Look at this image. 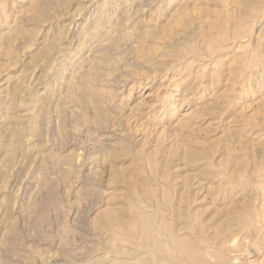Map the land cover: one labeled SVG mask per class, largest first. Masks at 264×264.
I'll list each match as a JSON object with an SVG mask.
<instances>
[{
    "label": "rangeland",
    "instance_id": "rangeland-1",
    "mask_svg": "<svg viewBox=\"0 0 264 264\" xmlns=\"http://www.w3.org/2000/svg\"><path fill=\"white\" fill-rule=\"evenodd\" d=\"M262 11L0 0V264H155L137 210L188 264H264Z\"/></svg>",
    "mask_w": 264,
    "mask_h": 264
},
{
    "label": "bare ground",
    "instance_id": "bare-ground-1",
    "mask_svg": "<svg viewBox=\"0 0 264 264\" xmlns=\"http://www.w3.org/2000/svg\"><path fill=\"white\" fill-rule=\"evenodd\" d=\"M263 7V6H262ZM263 14H249L247 16H245L246 18L251 17L254 18L255 21H259L260 19H262L264 17V11H262ZM246 18L244 19V21L246 20ZM192 23V22H191ZM243 23V20H242ZM251 23V22H250ZM186 24V23H185ZM187 25H189V23H187ZM186 25V27H187ZM238 25V24H237ZM250 25V24H249ZM264 25V24H263ZM190 26V25H189ZM188 26V27H189ZM192 26V25H191ZM185 27V26H184ZM188 27L185 28L188 30ZM238 27V26H237ZM236 27V28H237ZM239 28V27H238ZM246 28V27H245ZM250 30V29H249ZM185 31V30H184ZM183 31V32H184ZM187 32V31H186ZM189 32V31H188ZM191 33V32H190ZM242 33V32H241ZM186 34V33H185ZM185 34H182L183 36H185ZM188 35V34H187ZM257 35V34H255ZM239 36V35H238ZM189 39V36H186ZM237 37V36H236ZM234 37V39H239ZM262 37H263V33L260 31L259 34L252 40L254 46L257 48H259V46H261V44H263L262 42ZM179 39V38H177ZM181 40V39H179ZM173 41V39H172ZM178 41V40H177ZM182 41V40H181ZM250 41V40H249ZM179 42V41H178ZM183 42L185 43L186 40ZM250 44V43H249ZM179 45V44H178ZM251 45V44H250ZM257 48V49H258ZM262 51V50H261ZM260 49L258 52H261ZM264 51V50H263ZM257 52V51H256ZM197 53V52H196ZM252 53V52H251ZM262 54H264L263 52H261ZM255 54V53H254ZM259 56V54H258ZM257 58V57H256ZM259 58V57H258ZM247 60V59H246ZM253 63V62H252ZM252 71H254L255 74H257L260 78H263L262 76L264 75V55L263 57H260V59H256V61H254V63L252 64ZM248 71H250L248 69ZM251 72V71H250ZM249 72V74H250ZM252 73V72H251ZM248 75V73H247ZM252 75V74H251ZM253 77V76H252ZM256 77V76H255ZM259 79V78H258ZM261 81V80H259ZM262 82V81H261ZM259 85V84H258ZM184 198V197H183ZM263 199V198H262ZM263 204V203H262ZM255 207V206H254ZM262 208V207H261ZM253 209V208H252ZM249 210V209H248ZM261 210V209H260ZM256 211V210H255ZM157 210L151 214L148 212H146L145 210H143V212L140 210H137L135 212L137 218L139 220H141V225L136 226L137 224H133L132 228H134V230H138L140 237L142 239V245L144 247H146V249L148 248V251L152 253L153 255V260L156 262L155 264H188L191 263L189 262V253H190V248H189V241H187L186 238H178V233L177 230H175V226L173 227L171 224L169 223H164V224H156V223H152V220L154 218H156L157 216H159V212H157ZM250 212V211H249ZM258 212V211H257ZM251 214V213H250ZM253 214V213H252ZM257 214H255L256 216ZM259 213H258V217H259ZM261 217V216H260ZM161 215H160V219H161ZM164 218V217H163ZM252 218V217H250ZM257 218V217H256ZM259 219V218H258ZM261 220V219H259ZM246 221V220H245ZM143 222V223H142ZM188 222V221H187ZM248 222V221H247ZM133 223V222H132ZM131 223V224H132ZM189 223V222H188ZM258 223V222H257ZM241 224V223H240ZM253 224V223H252ZM255 224V223H254ZM245 225H247L245 223ZM250 227V226H249ZM248 227V228H249ZM252 227V226H251ZM133 230V231H134ZM190 234V233H189ZM136 235V234H135ZM133 237V236H132ZM138 237V236H137ZM134 250V249H133ZM139 252V249L137 250ZM141 251V249H140ZM144 251V250H143ZM147 251V250H146ZM116 252L118 253H123L119 250H116ZM142 252V251H141ZM145 252V251H144ZM136 254V250L135 251H131L129 253H125V257L126 258H134ZM194 254V253H193ZM192 256V255H191ZM138 257V255H137ZM136 257V258H137ZM193 257V256H192ZM201 257V256H200ZM122 258V257H121ZM139 258V257H138ZM203 258V257H202ZM197 259V258H196ZM200 259V258H199ZM198 259V260H199ZM119 261V260H118ZM203 260L202 262H192V264H203ZM152 263V262H151ZM116 264V263H115ZM121 264H126V262L124 261ZM130 264V263H127ZM143 264H148L147 262L143 263Z\"/></svg>",
    "mask_w": 264,
    "mask_h": 264
}]
</instances>
